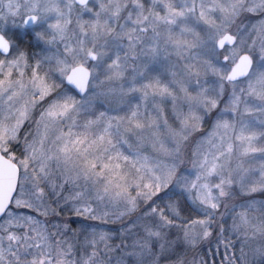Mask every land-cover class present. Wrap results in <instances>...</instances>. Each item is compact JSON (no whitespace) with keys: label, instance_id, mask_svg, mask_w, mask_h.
I'll return each mask as SVG.
<instances>
[{"label":"snow or ice","instance_id":"6c2138e0","mask_svg":"<svg viewBox=\"0 0 264 264\" xmlns=\"http://www.w3.org/2000/svg\"><path fill=\"white\" fill-rule=\"evenodd\" d=\"M0 264H264V0H0Z\"/></svg>","mask_w":264,"mask_h":264}]
</instances>
